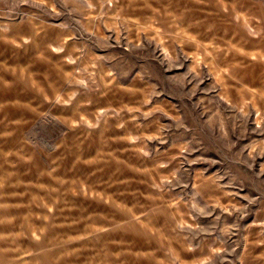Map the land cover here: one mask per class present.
<instances>
[{
	"label": "rangeland",
	"instance_id": "374dc122",
	"mask_svg": "<svg viewBox=\"0 0 264 264\" xmlns=\"http://www.w3.org/2000/svg\"><path fill=\"white\" fill-rule=\"evenodd\" d=\"M0 264H264V0H0Z\"/></svg>",
	"mask_w": 264,
	"mask_h": 264
}]
</instances>
